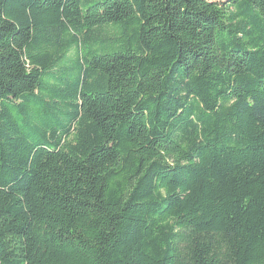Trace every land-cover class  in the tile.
<instances>
[{"label":"trees","instance_id":"trees-1","mask_svg":"<svg viewBox=\"0 0 264 264\" xmlns=\"http://www.w3.org/2000/svg\"><path fill=\"white\" fill-rule=\"evenodd\" d=\"M0 264H264V0H0Z\"/></svg>","mask_w":264,"mask_h":264},{"label":"rangeland","instance_id":"rangeland-1","mask_svg":"<svg viewBox=\"0 0 264 264\" xmlns=\"http://www.w3.org/2000/svg\"><path fill=\"white\" fill-rule=\"evenodd\" d=\"M207 1H214V2H222V1H224V0H207ZM84 6V5H83Z\"/></svg>","mask_w":264,"mask_h":264}]
</instances>
